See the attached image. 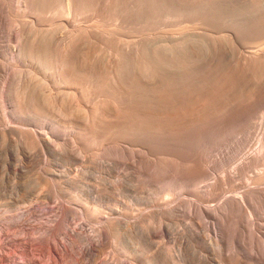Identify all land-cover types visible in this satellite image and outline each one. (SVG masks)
I'll use <instances>...</instances> for the list:
<instances>
[{
	"label": "rangeland",
	"instance_id": "rangeland-1",
	"mask_svg": "<svg viewBox=\"0 0 264 264\" xmlns=\"http://www.w3.org/2000/svg\"><path fill=\"white\" fill-rule=\"evenodd\" d=\"M130 1L137 22L133 39L175 61L189 53L193 62L186 68L187 82L180 84L186 93L167 94L164 109L149 111L164 117L168 134L158 138L138 131L132 145L125 140L116 148L103 135L84 134L66 122L56 126L17 109L22 76L36 78L46 92L59 88L66 94L49 70L15 55L11 35L23 34L21 25L28 21L60 38L72 29L67 20L86 22L54 10L37 18L23 0H13L9 29L0 34V227L16 222L27 206L37 217L40 209L46 211L41 215L50 219L58 204L68 216L53 231L76 264H216L211 259L264 264V0H208L219 5V15L209 21L197 18L188 0L179 11L159 4L150 13L137 7L143 0ZM238 11L242 20L236 28L231 18ZM157 71L163 73V67ZM151 72L144 68L145 85L158 80ZM26 129L33 138L19 131ZM43 133L50 135L48 147ZM188 169L201 175L175 176ZM228 195L244 196L240 211L202 212L219 208ZM13 245L5 252L13 260L29 252L40 264H54L44 249Z\"/></svg>",
	"mask_w": 264,
	"mask_h": 264
},
{
	"label": "bare ground",
	"instance_id": "bare-ground-1",
	"mask_svg": "<svg viewBox=\"0 0 264 264\" xmlns=\"http://www.w3.org/2000/svg\"><path fill=\"white\" fill-rule=\"evenodd\" d=\"M183 1L143 0V3L137 7L150 13L152 6L156 8L159 4L160 6L164 4L179 11L184 8L182 5ZM23 2L25 8L35 13L38 16L37 18L44 15L47 11L51 12L54 10L55 13L59 12L68 17L76 18L79 16L86 24H72V22L67 20L72 26L71 31H68L62 37L59 36L60 38H55L51 29H38L32 25L33 22H30V24L27 21V23H22L21 25L23 34L11 35L16 40V45L13 44L14 46L11 48L15 55L26 56L35 66L43 70H49L56 82L63 86V93L66 94L65 97H62V91L59 88L53 93L50 92L51 90L46 92L35 81L36 78L34 80L24 79L22 76L20 80L23 79V81L18 84L17 97L15 96L18 110L27 114L28 117H45V119L51 120L56 126H61V122H66L70 127L79 129L84 134L95 133L98 136L103 135L104 139L111 140L116 145V148H121V143L125 142V140L132 145L129 140H132L138 131L156 135L158 138L168 134L170 127L163 124L164 117L157 114V112L156 116L151 115L149 111L153 109L155 111L160 109L161 111L164 109L165 95L167 94L186 93V90L180 87V84L187 82L184 81L188 79L186 68L190 62H193V55L190 56L189 53H185L182 60L175 61L172 55H159L155 46L149 47L147 45L148 47L144 48L143 44L136 41L138 40L136 39L137 37L135 38L136 40L133 39L132 33L137 30V22L134 15L136 11L130 6L132 2L130 0H23ZM187 2L188 8L192 10L197 18L199 17L203 21H209L213 16L217 17V14L219 15V5L215 2H209L208 0H188ZM13 3V0H0V34L6 33L9 29ZM144 4L148 6L146 7ZM231 7L233 8V6ZM241 14L238 11L233 13V18H231L236 28L240 27ZM108 17L112 18L110 23L107 22ZM44 29H47V27ZM122 36L129 37V40L125 39L126 37L123 40ZM262 51L264 52V48ZM160 65L163 67V73L157 71V67ZM144 68H147L148 71L152 70L151 76L153 77L159 75L157 77L158 80H154L153 84L147 80L145 83L149 84L145 85L142 79ZM33 76L31 77L33 78ZM196 86H199V84ZM62 115L65 117H62ZM152 120H157L159 123L155 124ZM174 121L176 120L174 119ZM19 131L26 138H33L32 131H27V129L26 131ZM48 133H43V138L41 139L47 147L50 143V137H48L50 135ZM53 135L58 136L54 133ZM63 146L65 147L66 145L63 144ZM184 172L183 175L175 176L182 180L184 178L196 179L201 175V172L189 169ZM243 199L244 196L228 195L224 197L219 208H212V211H208L206 208L199 210L209 216L210 212L217 214L218 212L219 214L223 212L219 211L220 208L226 209V212L229 210L228 213L230 211L234 213V211H240L239 207L242 205ZM168 201H170L168 197L164 199V202ZM54 211L55 214L48 219L42 217L41 214H46V211L40 209L38 212L41 214H38L37 217V213L35 214V211L30 206H27L24 212L18 215L16 222L11 223L7 228L0 227V260L2 262L6 261L7 264H40L36 260L38 256L35 259H31L30 255H27L29 252H24L20 261L13 260L12 256L8 257L7 255L9 254L6 255L5 253L7 252L6 249L13 244L22 248L35 245L38 249H44L54 264L56 262L60 264H76L74 260L77 258H72L67 247L55 237L56 233L53 231L54 225L60 224L65 217L67 218L68 209L56 204ZM73 218L72 220H74ZM76 224L80 230L84 228L82 221ZM133 227L135 226L133 225ZM11 230H14V232L11 233ZM73 231L77 232L74 228ZM97 234L98 236L102 235L101 230H98ZM35 249L38 250L37 248ZM211 260L215 261L216 264H220L216 260Z\"/></svg>",
	"mask_w": 264,
	"mask_h": 264
}]
</instances>
